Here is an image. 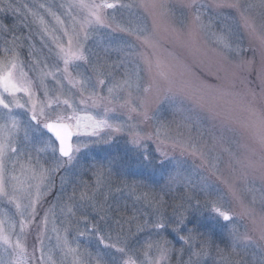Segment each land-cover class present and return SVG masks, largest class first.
<instances>
[{
    "label": "rangeland",
    "instance_id": "rangeland-1",
    "mask_svg": "<svg viewBox=\"0 0 264 264\" xmlns=\"http://www.w3.org/2000/svg\"><path fill=\"white\" fill-rule=\"evenodd\" d=\"M8 2L19 7L20 12L0 11V48L3 50L5 47L16 46L26 64L31 63L32 60L29 57L32 44H35L36 59L48 56L46 49L40 50V40L34 27L31 40L28 39L29 29L25 26L26 21L23 20L25 11L23 5L28 4L29 7H33L44 3L55 9L61 4L67 6L70 0H3V3ZM96 2L99 3L100 0ZM107 2L111 3L114 0ZM121 2L138 5L141 0H121ZM151 2L156 6L147 9L134 6L132 9L115 10L117 20L125 23L131 21L132 27L140 28L141 31L137 35L118 31L110 34L107 29L101 28L96 31L88 44L89 49L109 64L118 65L121 61L124 62L122 67L114 69L115 79H122L125 73H138L140 90L133 91L132 96L136 104H139L140 100H145L146 103L137 112H131L129 107H122L120 101L104 102L95 106L89 101L87 105L77 108L81 115L90 114L97 119L107 118L113 124L124 125L125 130L110 133V142L89 144L88 148L82 149L77 154L78 162L74 165H66L65 169L55 174L57 189L61 186V178L64 180V197L57 203L55 218L49 223L44 240L45 259L40 261V264H53V261L55 264H61L62 253L57 247V232L53 231V228L58 229L63 236L69 220L71 226L68 239L72 247L79 244L82 251L86 249L93 256L99 253L106 260L114 258L113 264H120L124 259L114 249H105L99 245L94 236L77 235V228L84 230L87 227L82 220L77 224V220L84 215L91 220L96 215L91 207L76 208L74 217H70L68 212V208L77 203V201L69 202L68 196L72 194L74 187L79 191L80 181H91V166L101 158H122L118 159L113 169L114 182L111 185L113 190L119 188L120 191L114 193L115 199L109 200L113 209L119 204V211L113 212V221L109 224L113 233L110 242L113 243L116 242L115 233L118 231V226L114 223L115 218L131 217L133 209L139 210L138 214L151 211L147 207L146 200L143 199L145 194L148 199L155 197L159 200L162 197L163 211L166 216H171L173 207L183 203L182 197L189 192L185 186V177L191 174L193 182L198 183V187H203L199 184V177L192 173L193 166L200 167L203 162L198 156L190 155L186 145L177 141V130L182 133V139L199 138L200 142L214 147L212 162L216 164V168L209 170L208 165L204 164L201 173L209 176L215 188L198 193L196 199L200 201V207L190 210L189 219L192 223L187 224V228H192L193 224L199 221L202 232L211 230L212 240L207 247V255L193 257V264L197 260L198 264H261L264 259V247L249 246L245 249L237 246L233 251L230 235V231L235 228L240 234L246 233L264 245V241L259 240L261 218L264 217V144L260 143L255 129L251 127L252 122L258 117L253 116L247 109V102L239 98H235L234 104L225 105L223 101L218 107L213 104L210 110L207 104L203 107L195 106L175 87L169 90V81L174 85L187 80L203 82L204 85L211 86L204 88L201 93L208 99L216 95L215 87L218 85L230 88L233 83L239 84V81L248 75L246 69L249 67V62L255 61L259 66L264 53V41L259 38L264 31V3L262 0H240L241 4L250 6L245 13L249 21L255 25V31H250L244 27L240 12L230 6L235 0H195L194 5L192 0H151ZM197 9L201 14L203 27L194 20ZM108 14L111 16L112 10H109ZM238 22L239 26H237ZM229 28L232 29L230 36L232 48L225 49L219 37L221 33L227 34ZM145 57L151 62L150 67L145 62ZM52 63H55L54 58ZM59 66L63 67L62 63ZM161 71L167 73V79L160 76ZM29 75L33 76L32 73ZM47 84L50 95L58 91L51 78ZM149 86L151 90L145 93L143 89ZM69 89L71 85L65 81L63 89L65 96L62 99L69 98L74 104H78L80 97L74 95L75 90L69 91ZM34 90L36 91L34 98L45 101L43 90ZM102 95H107L106 89ZM123 95L127 98V90ZM18 98L21 103L27 101L23 93L18 94ZM262 104L264 101L256 100L257 113L260 112ZM28 107L30 105L23 109L15 108L12 113L24 126L30 121ZM105 108L114 111H109L105 117ZM145 110L150 117L148 120L143 117ZM48 111L54 114L52 109ZM55 111H64V108ZM3 112L4 110L0 108V114ZM129 127L132 128L133 134L140 133L139 149L130 142L132 135L129 134ZM157 128L161 129L159 136L156 134ZM105 131L107 130L101 131L100 135L103 141H108L109 135H105ZM44 139L47 140V137ZM19 141L31 149L32 134L29 133L28 137H24L22 128ZM84 143H89L87 135L74 136L73 147ZM56 147L58 149V144ZM157 148H160V151H157ZM145 150L151 159V164L142 163L141 153ZM161 152L165 155H161ZM32 155L35 156L36 153L33 152ZM40 159L42 163L48 162L45 166H50L53 160L51 149ZM178 173V179L170 182V176H176ZM233 190L236 195H233ZM138 197L141 199H137ZM209 201L216 202L217 206L221 207L222 211L228 212L233 219L223 221L216 216ZM51 203L53 200L49 196L43 207L48 208ZM192 203L195 204V200ZM250 212L254 213V216H250ZM21 219L14 203H9L7 198L0 197V221L4 222L6 231L19 233ZM38 225L39 218L26 220L21 237L22 243L27 248L29 264H36L31 259L33 254L37 259L41 255L37 240L40 231ZM131 227L135 232V223ZM127 228L128 225H125L126 230ZM105 230L107 231V228ZM187 234V231L180 233V235ZM162 235L171 241L169 247L173 249L166 264H188L190 257L188 245L179 241L177 234L171 230L163 232ZM149 238L157 239L156 232L145 230L140 233L133 241L132 247L137 252L143 251V246ZM12 239L15 240L16 236L13 235ZM181 249H183L182 253ZM48 256H51L52 260H48ZM7 258L5 246L0 245V259ZM63 264H73L72 256L63 259Z\"/></svg>",
    "mask_w": 264,
    "mask_h": 264
},
{
    "label": "snow or ice",
    "instance_id": "snow-or-ice-1",
    "mask_svg": "<svg viewBox=\"0 0 264 264\" xmlns=\"http://www.w3.org/2000/svg\"><path fill=\"white\" fill-rule=\"evenodd\" d=\"M192 3L194 5L195 0H192ZM134 6L147 9L156 5L151 0H141L138 5L125 4L121 0H114L111 3L107 0H100L99 3L96 0H70L67 6L61 4L55 9L53 6L44 3L33 7H29L28 4L23 5L25 10L23 20L26 21L25 26L29 29L28 39L31 40L34 27L40 40V50L46 49L49 55L42 59H36L34 57L35 44H32L29 51V57L32 60L31 63L26 64L16 46L5 47L0 52V108L4 110L3 114H0V197L7 198L9 203H14L22 217L19 233L6 231L4 222L0 221V245L5 246V252L8 256L6 260L0 259V264H29L27 248L22 243L21 237L24 233L26 220L31 221L37 218H39L38 227L40 228L37 240L41 255L37 259L33 254L31 259L36 264H40V261L45 259L44 240L48 226L50 221L55 218L57 203L64 197V180L61 178V186L57 189L54 180L55 174L61 169H65L66 165H74L78 162L77 154L82 149L88 148L89 144L110 142V133H119L125 130L124 125L113 124L107 118L97 119L90 114L81 115L77 108L87 105L89 101L93 106L104 102L115 103L120 101L121 106L129 107L131 112H137L138 109L144 107L145 100H140L139 104H136L132 96L133 91L138 92L140 90L138 73H125L122 79H115L114 69L122 67L124 62L121 61L118 65L109 64L88 47L96 31L101 28L107 29L110 34L118 31L128 35H137L141 31L138 26L132 27L131 21L125 23L117 20L115 16V10L132 9ZM230 6L240 12L244 27L250 31H255L254 23L250 22L245 15L250 6L241 4L240 0H235ZM109 10H112L111 16L108 14ZM0 11L19 13L20 8L12 2L3 3V0H0ZM194 20L203 27L198 9ZM237 26H239V22ZM231 34L232 29L229 28L227 34L221 33L219 37L225 49L232 48ZM259 38L264 41V31ZM52 58H54L55 63H52ZM145 62L149 64V67L151 66V62L146 57ZM61 63L63 67L59 66ZM246 70L248 75L243 77L239 84L233 83L230 88L218 85L215 87L216 95L208 99L201 93L204 88L211 86L204 85L203 82L187 80L179 85H174L172 81H169V90L175 87L195 106L203 107L207 104L210 110L213 104L218 107L221 101L225 105L234 104L235 98L246 101L248 111L253 116L258 117L252 122L251 127L255 129L260 143L264 144V104L261 105L259 113L256 112L255 108L257 99L264 101V53H262L259 66L256 65L255 61H251ZM29 73H32L33 76H30ZM160 76L167 79V73L164 71L160 72ZM248 77L252 78L249 79ZM49 78L58 89L53 95L49 94L47 84ZM65 81L71 85L69 91L75 90L74 95L80 97L78 104H74L69 98L62 99L65 96L63 91ZM34 89L43 90L45 101H38L34 98L36 96ZM105 89L107 95H102ZM125 90H127V98H124L123 95ZM150 90V86L143 89L145 93ZM20 93L27 97L26 103H21L18 98ZM27 105H30L28 107L30 121L24 126L12 113L15 108L23 109ZM61 107L64 108V111H55ZM49 109H52L54 114H50ZM109 111H114V109L105 108V117ZM143 117L145 120L150 118L146 110L143 111ZM225 127H227L226 124ZM22 128L24 137H28L29 133L32 134L31 149L19 141ZM103 130H107L104 134L109 135L108 141H103L100 135ZM160 131V128L156 129L157 136H159ZM129 134L132 135L130 142L139 149L141 146L140 133L135 132L133 134L132 128L129 127ZM74 135L77 137L87 135L89 143L78 144L73 147L71 139ZM45 137L47 140L44 139ZM176 138L178 142L186 145L190 155L198 156L202 160L203 164L200 167L193 166L192 173L199 177V184L203 187H198V183L193 182L191 174L185 177V186L189 192L182 197L183 203L173 207L171 216H166L163 211L164 201L162 197L159 200L155 197L148 199L147 194H145L143 199L146 200L147 207L151 211L138 214L139 210L133 209L131 217L120 216L115 218L114 223L118 226V231L115 233L116 242L113 243L110 242L113 233L109 224L113 221V212L119 211V204L113 209L109 200L115 199L114 193L120 191L119 188L113 190L111 185L114 182L112 179L113 169L118 159L122 158H101L91 166V181H80L79 191L74 187L72 194L67 198L69 202L77 201L68 208L70 217L75 216L76 208L91 207L96 213L91 220L87 215L81 216L77 220V224L82 220L87 225L84 230L77 228V235L79 237L94 236L103 248L114 249L121 257H124L120 264H166L170 253L173 251L169 247L171 241L162 235L168 230L176 233L179 241L188 245L190 250L188 264H193V257L198 258L201 255H207V247L210 246L212 240L211 230L202 232L200 230L202 225L199 221L193 224L192 228H187V224L192 223V220L189 219L190 210L200 207V201L196 199L198 193L215 188V184L209 176L201 173L204 164L208 165L209 170L216 168V164L212 162L214 147L200 142L199 138L182 139V133L179 130H177ZM220 139L222 140L223 137ZM49 149H51L53 160L50 166H45L48 162L42 163L40 157ZM157 151H160V148H157ZM33 152L36 153L35 156L32 155ZM161 155H165V153L161 152ZM141 156L143 158L142 163L151 164V159L146 150L141 153ZM178 176L179 173L176 176H170V182H175ZM233 195H236L234 190ZM49 196L52 197L53 203L48 208H44L43 204L47 203ZM137 199H141V197ZM194 200L195 204L192 203ZM209 203L212 205V211L223 221L233 219L228 212L222 211L216 202L209 201ZM41 213H43L42 216ZM249 215L254 216V213L250 212ZM253 222L255 221L253 220ZM67 223L68 227H65L63 236L60 235L58 229L53 228V231L57 232V247L62 253L61 264H63V259H67L68 256H72L73 264H113L114 258L113 260H106L99 253L93 256L86 249L82 251L79 244L72 247L68 239L71 220ZM133 223H135V232L132 231L131 227ZM125 225H128L127 230ZM145 230L155 231L158 238L155 240L149 238L143 246L144 250L137 252L132 247V243ZM185 231H187V235H180ZM13 235L16 236L15 240L12 239ZM230 235L233 251L237 246L245 249L249 246L264 247L252 236L246 233L240 234L235 228L230 231ZM259 240L264 241V217L261 218ZM182 252L183 249H181ZM48 260H52V257L48 256ZM195 264H198V260ZM261 264H264V259H262Z\"/></svg>",
    "mask_w": 264,
    "mask_h": 264
},
{
    "label": "water",
    "instance_id": "water-1",
    "mask_svg": "<svg viewBox=\"0 0 264 264\" xmlns=\"http://www.w3.org/2000/svg\"><path fill=\"white\" fill-rule=\"evenodd\" d=\"M74 137V136H73ZM73 137H72V139H71V144L73 145Z\"/></svg>",
    "mask_w": 264,
    "mask_h": 264
},
{
    "label": "trees",
    "instance_id": "trees-1",
    "mask_svg": "<svg viewBox=\"0 0 264 264\" xmlns=\"http://www.w3.org/2000/svg\"><path fill=\"white\" fill-rule=\"evenodd\" d=\"M4 46V45H3ZM2 51V49L0 48V52Z\"/></svg>",
    "mask_w": 264,
    "mask_h": 264
}]
</instances>
